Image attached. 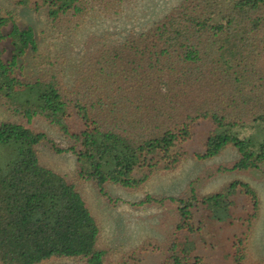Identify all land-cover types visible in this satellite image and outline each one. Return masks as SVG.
<instances>
[{"label":"trees","instance_id":"16d2710c","mask_svg":"<svg viewBox=\"0 0 264 264\" xmlns=\"http://www.w3.org/2000/svg\"><path fill=\"white\" fill-rule=\"evenodd\" d=\"M11 1L37 11L46 8L70 44L92 12L127 0ZM9 24L13 55L7 63L1 42ZM30 50L39 51L33 28H20L0 8V97L22 119L0 124V145L12 152L0 167V264L55 259L128 264L148 250L165 251L162 264H206L195 240L202 232L195 220L199 207L204 209L201 226L209 218L237 227L229 238L235 264H264L250 252L259 196L240 181L214 194L192 188L182 198H171L180 217L171 241L149 242L111 262L100 248L101 226L82 193L43 166L37 151L47 143L58 154L72 153L81 179L111 200V185L138 190L153 174L177 170L189 154L180 145L191 139L196 123L212 119L218 131L194 157L212 160L233 147L238 159L216 172L264 173V0H184L144 32L121 42L104 39L76 63L58 55L35 78L18 79L14 70ZM71 109L85 123L78 132L66 125ZM35 120L59 129L72 145L59 148L29 127ZM239 195L248 209L239 210ZM145 203L164 205L165 199L147 196Z\"/></svg>","mask_w":264,"mask_h":264},{"label":"rangeland","instance_id":"374dc122","mask_svg":"<svg viewBox=\"0 0 264 264\" xmlns=\"http://www.w3.org/2000/svg\"><path fill=\"white\" fill-rule=\"evenodd\" d=\"M183 1L127 0L121 7L101 13L94 11L69 44L70 38L51 23L46 8L37 11L19 6L11 0H0V8L9 12L20 28H33L39 46L38 52L28 51L20 60L14 74L21 80L35 78L43 69L55 63L58 55L67 56L71 64L76 63V59L82 57L85 50L95 48L104 39L121 42L129 35L144 32ZM11 27L12 24H9L3 29L4 40L1 42L3 59L7 63L13 55V46L8 35ZM69 70L70 66L67 67V71ZM8 121L21 122L22 119L12 115L0 97V124ZM66 125L72 132L85 128L84 121L76 110L72 109L66 118ZM29 127L46 134L61 149H68L72 145L69 137L44 121L35 120ZM217 131L212 119L199 121L193 128L191 139L180 145L181 150L189 154L177 170L153 174L138 190L111 185V200L104 198L95 184L81 179L78 159L72 153L58 154L47 143L40 144L37 151L43 166L65 177L82 193L101 226L100 248L109 252L111 262L130 256L140 246L149 242L163 245L171 241L180 221L178 205L171 201V198H182L189 194L192 188L200 195L218 193L233 181L248 183L258 193L260 212L254 225L250 252L255 260L264 262V173L216 172L219 167L232 166L238 159V152L233 147L212 160L202 161L193 155L203 153L210 134ZM10 147L0 145V167L4 166L5 159L12 154ZM147 196L164 198L165 203L142 204ZM243 199L242 195L238 196L239 210L248 209ZM203 210L202 207L197 208L195 215L196 225L202 231L195 236L198 253L204 257L206 264H235L231 256L229 238L237 234V227H225L221 221H211L209 218L204 219L201 226ZM223 241H228V246ZM167 255L165 251L148 250L143 254H136L128 264H162ZM44 264H85V261L55 259Z\"/></svg>","mask_w":264,"mask_h":264}]
</instances>
